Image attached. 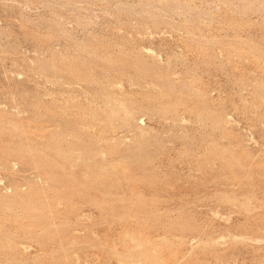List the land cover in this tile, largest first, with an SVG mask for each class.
<instances>
[{
	"label": "rangeland",
	"instance_id": "obj_1",
	"mask_svg": "<svg viewBox=\"0 0 264 264\" xmlns=\"http://www.w3.org/2000/svg\"><path fill=\"white\" fill-rule=\"evenodd\" d=\"M0 264H264V0H0Z\"/></svg>",
	"mask_w": 264,
	"mask_h": 264
},
{
	"label": "bare ground",
	"instance_id": "obj_2",
	"mask_svg": "<svg viewBox=\"0 0 264 264\" xmlns=\"http://www.w3.org/2000/svg\"><path fill=\"white\" fill-rule=\"evenodd\" d=\"M228 116V115H227Z\"/></svg>",
	"mask_w": 264,
	"mask_h": 264
}]
</instances>
